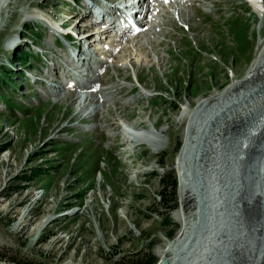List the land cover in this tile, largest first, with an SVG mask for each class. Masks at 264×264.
Segmentation results:
<instances>
[{
    "label": "rangeland",
    "instance_id": "obj_1",
    "mask_svg": "<svg viewBox=\"0 0 264 264\" xmlns=\"http://www.w3.org/2000/svg\"><path fill=\"white\" fill-rule=\"evenodd\" d=\"M251 1L186 0L180 16L173 7H166L152 44L148 36L138 34L131 41L117 42L107 55L97 51L94 31L88 40L96 53L89 51L95 60L104 57L105 70L97 87L105 98L101 103L90 100L78 114L84 103L81 94L69 86L63 90L62 80L53 82H60L61 89L59 84L48 89L51 79L45 75L54 61L65 64L67 44L62 40L63 47L55 38L61 48L48 46L53 34L48 36L46 27L32 17L42 15L36 7L51 14L54 1L6 0L0 18V145H5L0 150V263L109 264L147 252L149 242L156 263L159 249L180 227L175 212L181 190L190 191L192 207L184 225L186 234L171 255L179 264L181 256L193 254L199 258L195 264L221 262L215 259L221 258L216 254L224 245L213 220L209 230L204 229L209 240L203 237L207 182L210 179L219 186L210 191L214 202L220 191L227 193L226 182L234 177L232 164H240L244 156L239 157L222 140L209 142L205 134L212 127L207 120L213 111L191 118L180 115L191 112L232 79L246 75L264 39V0H257L261 14ZM16 36L20 42L10 48ZM258 71L252 86L232 91L221 103H233L254 83H264V70ZM61 74L56 71L54 79ZM55 87L58 92L51 101L43 93L48 89L52 95ZM105 88L114 91L112 97ZM259 89L264 100V86ZM56 96L60 98L55 100ZM94 107H98L96 113ZM190 122L193 125L188 126ZM126 128L133 133L159 131L163 147L158 153L146 144L125 148L122 130ZM228 128L227 137L237 126L229 122ZM252 143L251 149L256 146ZM177 154L187 156L186 163L177 162ZM181 165L190 168L188 180L179 178ZM170 175L175 180L173 190H169ZM218 178L223 179L222 187ZM170 196L174 202L168 209L163 203ZM27 208L25 224L11 228ZM166 211L175 224L170 239L165 235L169 227L162 223ZM47 214L54 220L35 233ZM229 223L230 232H235L237 225Z\"/></svg>",
    "mask_w": 264,
    "mask_h": 264
},
{
    "label": "bare ground",
    "instance_id": "obj_2",
    "mask_svg": "<svg viewBox=\"0 0 264 264\" xmlns=\"http://www.w3.org/2000/svg\"><path fill=\"white\" fill-rule=\"evenodd\" d=\"M164 1H166V3H170L171 7H173L174 10L177 9V14L178 16H180L181 7L184 5L181 3L185 0H139V4L144 3V5L143 6L141 5L140 7L141 21L136 23V25H134L131 29V34L133 38H136L138 34L139 36L141 35L142 38L143 36L144 37L148 36L147 42L148 44L150 43L152 44L153 42L152 40L154 36L156 35V33H159V31L157 30L160 26V19L164 17L163 15L164 13H162L164 11V8L166 7L162 4V2ZM5 4H6V0H0V18H1L2 8L5 6ZM251 4H252L251 6L255 9V11L261 14L262 7L259 4V2L257 0L254 1L252 0ZM105 9L109 11L116 10L114 5L105 6ZM102 26L103 29L102 31H100L102 33L107 34L112 29V25L109 23L108 24L104 23ZM87 27L88 26H85L83 31L85 33L84 35L85 40H88L91 37L90 36L91 33L88 32ZM73 28H77V27L73 26ZM143 31L144 33H142ZM50 36H51V40L49 41L48 46L53 45L55 39L54 35H50ZM113 37L115 38L116 35ZM119 37L125 38L126 36L125 34H121ZM108 38H112V37L108 36ZM74 41L80 42L78 40H74ZM136 44L138 47L143 46V44L140 42H137ZM85 50L86 52H84V56L83 58H81L80 64L73 63L72 59L69 60L65 56L68 69L66 70L63 76L62 74L60 76L62 77L63 81L75 80L74 82H72L73 83L72 87H77L81 92H83L82 102L84 103L83 104L81 103L82 105L81 104L79 105L80 108L78 110V114L83 111L82 108L86 104H88L90 100H95L101 103L104 101L105 98V95H103V92L102 90H100V88L98 89L96 88L94 90V93H91V91L89 90L95 88L96 83L100 82L101 72L104 68V65L102 63L96 64L95 70H90L91 67L88 66V62L91 60L90 54L92 52L89 51V49L88 50L85 49ZM259 69H262V71L264 70V39L257 46L254 52V57L247 68L246 75H244L242 78L237 80L232 79V81L228 83L224 88L205 97L192 110L193 112L191 111L188 114H185L186 112L184 113V111H182L180 115L182 118L188 117L190 115L191 118V116L196 113L202 114L203 112L208 110L213 111V113L211 112V117L207 120L208 124H210L212 127L210 128V132L208 133L206 131L205 134L207 135V138L210 136L209 142L212 141V139H215V141L222 140L225 142L227 146L230 144L234 150V153L236 152V154L239 157L244 156L242 157L243 159L242 162L240 161V164L239 162L238 164L230 163L234 165L232 166L233 169H231V172L233 173L234 177H231V179L226 182L228 186L227 193H223V191H220L218 194L219 196L214 202H213V194H210V191L214 188V185L217 186V182L211 184L210 179H208L207 182L208 184L207 186L209 187L208 190L209 197L208 196L206 197V205L203 212L205 218L208 219L203 225L204 228L202 227L203 237H205L204 229L208 228L209 223L211 222V220H213V222L216 225H218L216 227L217 229L216 232H219L218 233L219 235L217 236H219V239L224 245L223 247H220L218 249L216 254V256L221 257L219 260L221 262L215 259L220 264H230V262L233 261H234L233 264H261L264 261V120H261V115L264 114V100L263 97H260L262 91H260L259 89L262 85L264 86V83H254L253 87H250L248 91L243 92V96L241 95V98L239 99L234 98L236 100L233 101V103L231 102L224 103V101L221 103L223 98L228 96L232 91L238 92L242 87H246L249 85L252 86V80L254 79L257 80L258 78L257 77L258 75L256 73L261 72L258 71ZM57 70L58 69L56 67L54 72H56ZM89 71H91L90 75L88 73ZM60 85L61 84H59V87ZM57 87H55L53 91H51L52 95H55V93L57 94L58 92ZM105 91L109 93L111 97L114 94V91L108 89H106ZM258 99L259 101H257ZM217 107L219 108V110L216 109ZM96 108L98 110V107H94L93 110H95ZM97 110H95L94 113H96ZM259 120H261L262 123L259 131H257L254 135H251L250 130H252L253 127H256L258 125ZM191 122L188 126L193 125L191 124ZM229 122H233L237 126V128H235L236 129L235 133H232L231 136L227 137L226 132L228 129H230L228 128ZM135 126H130V127H132V129L134 130L136 129ZM129 130L127 128L122 130L123 139L126 145L125 148H129L130 150H133L138 144H146V146L150 149L152 153H158L160 149L163 147V140L160 138V136H158V134H156L159 131L153 133L151 130H147V132L145 133H135V132L133 133V131L130 132ZM252 142H256V146L254 148L252 147L251 149V146L253 145ZM218 144L219 143H217V145ZM210 145H212V143ZM230 145L228 147L229 149H230ZM213 146L214 145H212V147L210 148H213ZM220 149L223 150V148ZM217 150L219 149L217 148ZM231 155H229V159L232 157ZM3 156H4L3 161L7 163V161L9 160V158L7 159L8 155L4 154ZM176 160L177 162L179 161L181 164V162L183 161L184 163H186V160L188 159L187 156L184 157L181 156V154H177ZM189 166L190 165H188V167ZM185 167H186L185 165L184 166L181 165V168L179 169V178L188 180L189 176L187 171L190 172V168L185 169ZM237 169H238L237 174L239 175H237L238 177H235L236 174H234V170L237 171ZM222 180L223 179L218 178V183L221 187H222L221 184ZM217 188H219V186H217L216 189ZM189 193L190 191L188 190L187 191L181 190L180 192L179 207L176 209L175 212L176 220L180 223V227L178 228L174 237L172 239L169 238L170 240L167 241L166 244L159 249L158 260L155 264H166V262L167 264H171V263L179 264L178 262L176 263V260L173 258L174 256H172L173 255L172 253L176 250V247L179 246L178 244L181 242L187 231V230L185 231L184 225L187 223V218L188 215L190 214V209L192 207V204L190 203ZM219 202L221 205L217 206L216 204H218ZM215 206L216 208H214ZM219 207L225 208V213H223L222 215H220L221 209ZM28 210H29L28 208L24 210L23 214L17 218V220L13 223L11 228L13 227V229H17L20 225L23 226L25 224L24 219ZM74 212L75 210L69 213H74ZM52 220H54V217L51 216V214L44 215L41 221L37 224V227L34 229V232L35 231L38 232ZM231 221H233L238 226L237 227L235 225L236 230L235 232L232 233L230 232L231 228L229 226L230 224L229 222ZM206 230H209V228ZM201 237L202 235L199 236V238ZM196 247H198L199 249V246L196 245ZM238 254L240 256H238ZM192 256L191 258L186 257L185 259L181 256L180 259L181 264L184 263L195 264L199 258H195L194 256L193 257ZM212 257L215 256L212 255ZM224 257L225 259H223Z\"/></svg>",
    "mask_w": 264,
    "mask_h": 264
},
{
    "label": "trees",
    "instance_id": "obj_3",
    "mask_svg": "<svg viewBox=\"0 0 264 264\" xmlns=\"http://www.w3.org/2000/svg\"><path fill=\"white\" fill-rule=\"evenodd\" d=\"M5 145H0V150L2 149V147H4ZM169 190H173L174 188V177L172 175L169 176ZM174 198L172 196H170L169 200L165 201V204L163 203V206L170 209L172 208V203ZM162 223L164 224L165 227H169V230H167L165 232V235L167 238H169L174 229H175V224L170 220L169 218V212H165L164 215H162ZM153 243L149 242L146 245V250L147 252L143 253V251H139L137 253V255L135 257H129V258H125V257H121L116 261H113L109 264H154L155 262V257L153 256V254L151 253V247H152ZM148 248V249H147Z\"/></svg>",
    "mask_w": 264,
    "mask_h": 264
},
{
    "label": "water",
    "instance_id": "obj_4",
    "mask_svg": "<svg viewBox=\"0 0 264 264\" xmlns=\"http://www.w3.org/2000/svg\"><path fill=\"white\" fill-rule=\"evenodd\" d=\"M261 120H264V114L261 115ZM261 120L258 121V125L256 127H253L252 130H250V134L254 135L257 131H259L260 127H261ZM228 202V201H227ZM221 212L225 213V208H223L221 210ZM213 215V214H212ZM216 260H220V258H217ZM164 263V260H163Z\"/></svg>",
    "mask_w": 264,
    "mask_h": 264
}]
</instances>
